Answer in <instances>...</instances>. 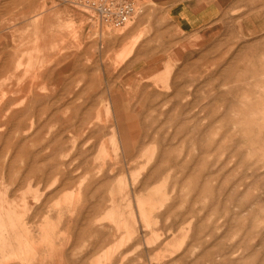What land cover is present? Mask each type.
Returning a JSON list of instances; mask_svg holds the SVG:
<instances>
[{"label":"rangeland","instance_id":"374dc122","mask_svg":"<svg viewBox=\"0 0 264 264\" xmlns=\"http://www.w3.org/2000/svg\"><path fill=\"white\" fill-rule=\"evenodd\" d=\"M166 9L0 0V264H264V32Z\"/></svg>","mask_w":264,"mask_h":264},{"label":"crops","instance_id":"0c3cea01","mask_svg":"<svg viewBox=\"0 0 264 264\" xmlns=\"http://www.w3.org/2000/svg\"><path fill=\"white\" fill-rule=\"evenodd\" d=\"M162 1L170 22L186 37L202 35L209 29L219 31L226 18L240 20L242 27L251 32H264V0ZM8 243L9 240H5V244ZM14 261L12 256L4 258L6 264Z\"/></svg>","mask_w":264,"mask_h":264},{"label":"built area","instance_id":"2783aa9c","mask_svg":"<svg viewBox=\"0 0 264 264\" xmlns=\"http://www.w3.org/2000/svg\"><path fill=\"white\" fill-rule=\"evenodd\" d=\"M93 17L104 24L122 27L136 14V0H80Z\"/></svg>","mask_w":264,"mask_h":264},{"label":"bare ground","instance_id":"6f19581e","mask_svg":"<svg viewBox=\"0 0 264 264\" xmlns=\"http://www.w3.org/2000/svg\"><path fill=\"white\" fill-rule=\"evenodd\" d=\"M126 24H127V23H126ZM23 76H24V75H23ZM23 76H22V77H23ZM26 79H27V78H26ZM18 82H19V81H18ZM38 92H39V91H38ZM24 96H25V95H24ZM22 100H23V99H22ZM26 134H27V133H26ZM110 141H111V139H110ZM113 142H114V141H113ZM111 143H112V142H111ZM3 243H5V242H3Z\"/></svg>","mask_w":264,"mask_h":264}]
</instances>
